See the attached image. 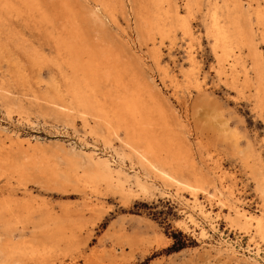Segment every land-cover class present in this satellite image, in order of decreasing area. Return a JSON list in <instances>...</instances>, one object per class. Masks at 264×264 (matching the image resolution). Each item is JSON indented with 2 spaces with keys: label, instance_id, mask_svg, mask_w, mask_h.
Masks as SVG:
<instances>
[{
  "label": "rangeland",
  "instance_id": "rangeland-1",
  "mask_svg": "<svg viewBox=\"0 0 264 264\" xmlns=\"http://www.w3.org/2000/svg\"><path fill=\"white\" fill-rule=\"evenodd\" d=\"M260 13L0 0V264H264ZM213 14L243 41L223 48ZM193 195L208 222L187 218Z\"/></svg>",
  "mask_w": 264,
  "mask_h": 264
},
{
  "label": "bare ground",
  "instance_id": "bare-ground-1",
  "mask_svg": "<svg viewBox=\"0 0 264 264\" xmlns=\"http://www.w3.org/2000/svg\"><path fill=\"white\" fill-rule=\"evenodd\" d=\"M29 1V3L30 2H32L33 0H28ZM261 15H262V17L260 16V19H262L261 21L263 22L262 24L264 25V18H263V14L262 13H260ZM213 16V18H212V28L210 29V32L212 33V35L215 37V39H217L220 43H221V45H222V47L224 48V47H226V45H227V43H228V41H235V42H241L240 40H242L243 39V36H242V31H241V29H240V27L238 26V24H236V22L235 23H232L231 25H232V27H233V29L232 30H230V29H228V27L226 26H221V25H219V22L217 21V16L215 15V14H213L212 15ZM181 27H182V29H183V31H184V33H189V31H190V29H189V26H188V24H187V22L186 21H183V20H181ZM262 37H263V39H264V31H263V33H262ZM243 41V40H242ZM126 103H124V105H125ZM134 107L135 106V102H133L132 103V105L130 104L129 105V107L131 108V107ZM132 107V108H133ZM128 109V108H127ZM134 110V109H133ZM102 109L101 108H99L98 109V112L97 113H99V115L100 116H106V114H105V112H103L102 113ZM137 117V116H136ZM134 118V117H133ZM110 119V118H109ZM106 121L109 123V121H108V119H106ZM106 122V123H107ZM107 123V124H108ZM145 150V149H144ZM90 156V155H89ZM95 156H97V155H95ZM143 159H146V154H143L142 156H141ZM148 157V156H147ZM96 161H97V163H99L100 165H103L104 166V169H105V172H106V174H110V175H113V173L115 172L116 174H121L122 173V171L121 170H112V169H110L109 168V166L107 165V160L105 159V158H100L99 156L96 158ZM110 161H112V160H110ZM109 161V162H110ZM117 163V162H116ZM119 164V163H118ZM117 165V164H116ZM117 166H119V165H117ZM120 166H121V164H120ZM123 167V166H122ZM97 168V167H96ZM120 168V167H119ZM123 169V168H122ZM99 170V169H98ZM101 172H103L102 170H100ZM99 171V172H100ZM124 171H125V169H124ZM161 171V170H160ZM104 173V172H103ZM114 173V174H115ZM105 174V173H104ZM125 174V173H124ZM128 174V173H127ZM104 176V175H103ZM102 176V178H104ZM126 176V175H125ZM137 177H139L138 176V174L136 175ZM117 177V176H116ZM135 177V176H134ZM137 177H135V181H136V183L138 184V186H140L141 188H145L144 187V184H142L141 183V181L137 178ZM144 177V176H143ZM142 177V178H143ZM107 178H111V177H109V176H107ZM112 178H115V177H112ZM111 178V179H112ZM125 178V177H124ZM110 179V180H111ZM128 179V178H127ZM126 179V180H127ZM116 180V179H115ZM143 180V179H142ZM121 182V181H120ZM119 182V183H120ZM129 182H130V180H129ZM143 182V181H142ZM114 183V182H113ZM133 183V182H132ZM149 183V182H148ZM150 185H152V184H150ZM132 188V187H131ZM146 189V188H145ZM227 189H225V191H226ZM231 190V189H230ZM218 191H219V189H218ZM233 192V191H232ZM226 193V192H225ZM226 194H228V193H226ZM225 194V195H226ZM233 195V194H232ZM227 196V195H226ZM228 196H231V195H229L228 194ZM235 202V201H234ZM236 203H237V201H236ZM235 203V204H236ZM233 205V204H232ZM234 206V205H233ZM187 207L190 209V211H191V213H187L188 215H187V218L191 221V222H193V223H195L196 224V222H195V217L194 216H196V218L198 217V218H201L202 220H204L205 222H208L209 221V218H210V214H209V212H207L206 210H204V208H203V206L198 202V199H197V197L195 196V195H193V200L190 202V203H188L187 204ZM236 208H238V207H236ZM236 211V210H235ZM241 212V211H240ZM234 213H236L237 214V212H234ZM246 215V214H245ZM243 213L242 214H240L239 216H241V217H244V218H247L248 217V215L247 216H245ZM238 216V215H237ZM238 216V217H239ZM263 216H264V214H263ZM263 218V217H262ZM201 220V221H202ZM200 220H198V222H199ZM212 223V222H211ZM211 223H209L210 225V229L211 230H214V227L211 225ZM261 223H262V225H264L263 224V221L261 222V220H256V226H257V228H258V230L261 232V233H263L264 234V227L263 226H261ZM201 226V225H200ZM202 227H204L203 225H202ZM202 227H200V235H201V237H203V238H206L207 236H208V234H207V231L204 229V228H202ZM208 238V237H207ZM210 238V237H209ZM211 239V238H210ZM222 242V241H221ZM225 244V243H224ZM225 246H226V250L228 251H230V252H232V253H234L235 251L234 250H232V248L230 249L229 248V246H228V244H225ZM233 246V245H232ZM219 247V246H218ZM220 248V247H219ZM223 248V247H222ZM221 251V250H220ZM228 251V252H229ZM250 251V250H249ZM249 251H247V252H249ZM256 254V255H255ZM254 255L255 256H257L258 255V253H254ZM237 256V255H236ZM252 256V255H251ZM250 259V258H249ZM252 259V258H251ZM253 260H255L254 258H253ZM254 262H257L256 260L254 261Z\"/></svg>",
  "mask_w": 264,
  "mask_h": 264
}]
</instances>
